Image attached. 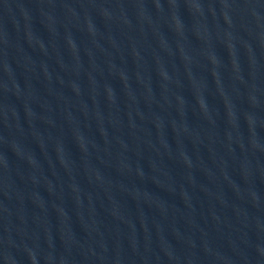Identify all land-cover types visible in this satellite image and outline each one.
Listing matches in <instances>:
<instances>
[{
    "label": "water",
    "instance_id": "water-1",
    "mask_svg": "<svg viewBox=\"0 0 264 264\" xmlns=\"http://www.w3.org/2000/svg\"><path fill=\"white\" fill-rule=\"evenodd\" d=\"M0 264H264V0H0Z\"/></svg>",
    "mask_w": 264,
    "mask_h": 264
}]
</instances>
